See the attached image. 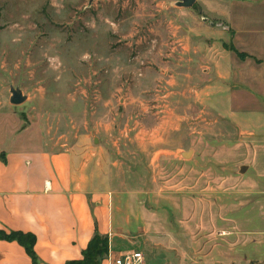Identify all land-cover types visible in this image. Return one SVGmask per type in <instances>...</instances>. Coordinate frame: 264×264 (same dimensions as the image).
Listing matches in <instances>:
<instances>
[{
	"label": "rangeland",
	"instance_id": "obj_1",
	"mask_svg": "<svg viewBox=\"0 0 264 264\" xmlns=\"http://www.w3.org/2000/svg\"><path fill=\"white\" fill-rule=\"evenodd\" d=\"M176 2L0 0V146H99L108 186L138 193L152 215L135 264H237L255 241L264 260V138L193 103L206 76L186 63L205 64L178 61L176 31L193 21ZM12 88L26 103H10ZM181 102L184 118L163 123Z\"/></svg>",
	"mask_w": 264,
	"mask_h": 264
},
{
	"label": "crops",
	"instance_id": "obj_2",
	"mask_svg": "<svg viewBox=\"0 0 264 264\" xmlns=\"http://www.w3.org/2000/svg\"><path fill=\"white\" fill-rule=\"evenodd\" d=\"M178 10L193 21L191 31L184 21L176 31L183 40L178 61L202 56L205 64L186 63L185 71L206 76L204 84L192 81L193 103L243 135L264 138V0H197ZM183 112L181 102L165 111L163 123L181 121ZM98 152L83 141L58 152L0 146V264H83L99 237L109 239V251L97 264H114L131 247L144 253L152 215L138 193L108 186L110 168ZM261 243L255 241L252 256L240 262L264 264Z\"/></svg>",
	"mask_w": 264,
	"mask_h": 264
},
{
	"label": "water",
	"instance_id": "obj_3",
	"mask_svg": "<svg viewBox=\"0 0 264 264\" xmlns=\"http://www.w3.org/2000/svg\"><path fill=\"white\" fill-rule=\"evenodd\" d=\"M196 2L197 0H177L175 5L179 8L191 9L196 5ZM11 94L12 96L10 99V103L14 106L22 105L26 103L28 99L27 96H25L23 92L18 89L12 88ZM181 155L183 158L189 159L193 156V150H190L188 152L182 151ZM246 169V167H242V172L244 173Z\"/></svg>",
	"mask_w": 264,
	"mask_h": 264
},
{
	"label": "trees",
	"instance_id": "obj_4",
	"mask_svg": "<svg viewBox=\"0 0 264 264\" xmlns=\"http://www.w3.org/2000/svg\"><path fill=\"white\" fill-rule=\"evenodd\" d=\"M109 251V239L99 237L93 241L90 248L86 253V260L83 264H97L98 259L100 260ZM79 264V263H70Z\"/></svg>",
	"mask_w": 264,
	"mask_h": 264
},
{
	"label": "built area",
	"instance_id": "obj_5",
	"mask_svg": "<svg viewBox=\"0 0 264 264\" xmlns=\"http://www.w3.org/2000/svg\"><path fill=\"white\" fill-rule=\"evenodd\" d=\"M143 260V254L136 251L122 253L114 260V264H135Z\"/></svg>",
	"mask_w": 264,
	"mask_h": 264
}]
</instances>
